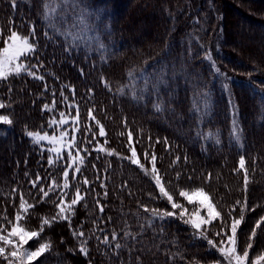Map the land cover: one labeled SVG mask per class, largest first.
Here are the masks:
<instances>
[{
  "label": "trees",
  "instance_id": "16d2710c",
  "mask_svg": "<svg viewBox=\"0 0 264 264\" xmlns=\"http://www.w3.org/2000/svg\"><path fill=\"white\" fill-rule=\"evenodd\" d=\"M84 3L93 15L86 28L73 29L80 47L66 52L65 38L52 34L42 22V0H17L15 7L10 0H0V28L5 36L10 29L27 35L31 26L35 27L38 45L29 65L36 66L32 71L37 76H44L41 81L22 74L0 82V102L5 104L0 115L13 120L12 125L0 123V225L11 227L3 217L14 220L23 194L28 203L36 205L25 223L39 230L44 218L57 215L56 205L61 199L70 202L79 186L81 194H87L74 207L71 223L58 219L40 233V242L50 241L52 247L39 264H224L218 251L197 238L191 226L178 217L160 221L144 211L142 205L177 213L180 210H173L161 197L150 175L123 157L130 156V147L134 146L150 171V157L155 153L156 168L166 189L190 211L194 206L179 197L180 189L203 187L218 210L226 212L234 207L237 218L241 206L235 202L246 200L244 220L237 233L238 245H244L256 222L264 217V39L258 34H264V0ZM123 5L128 11L124 9L121 14ZM243 27L247 34L240 39L238 32ZM46 30L52 39L45 37ZM256 48L262 53H256ZM209 53L215 67L206 59ZM161 68L167 72V87L161 85L159 93L149 87L150 95L145 93L143 100H134L131 94H139L144 88L145 76L154 77ZM132 69L138 70L135 78L127 75ZM61 92L78 106V145L91 152L81 151L84 164L67 192L62 187L65 169L49 164L46 148L26 135L27 131H51L49 121L63 110ZM204 93L209 111L194 112V98L200 101ZM157 102H162L165 111H155ZM45 104L49 109L43 108ZM90 109L104 126L105 136L98 135L99 126L88 116ZM234 118L242 129L239 142L233 135ZM82 134L92 143H81ZM101 146L115 149L119 155L94 150ZM242 156L249 178L246 191L244 169L239 167ZM37 175L41 179L33 187L31 181ZM84 177L89 184H83ZM53 179L61 187L54 188L41 202L39 188L47 191ZM100 205L104 206L103 213ZM214 223L219 225V221ZM73 230L85 235L74 237ZM218 230L211 228L209 237L219 241L220 237L213 235ZM256 231L250 261L264 252V223ZM113 232L117 234L115 239ZM104 236L108 245L101 242ZM84 241L87 257L79 251ZM117 243L122 247L116 249ZM0 264L6 261L0 258Z\"/></svg>",
  "mask_w": 264,
  "mask_h": 264
},
{
  "label": "snow or ice",
  "instance_id": "6c2138e0",
  "mask_svg": "<svg viewBox=\"0 0 264 264\" xmlns=\"http://www.w3.org/2000/svg\"><path fill=\"white\" fill-rule=\"evenodd\" d=\"M17 0H10V3L13 7H15ZM89 6L84 3V0H42V22L45 24L46 29L50 30L52 34L57 36H63L68 44V47L65 48V51H70L74 48H79L80 45L76 43L79 36L73 29L76 28H86L88 26V19L93 15L92 12L88 11ZM69 21H71L69 23ZM46 30L44 35L48 39H52V36L49 35V31ZM71 37V39H69ZM0 38L3 40V46L0 47V82L8 80L12 76H20L22 74H27L35 79H39L41 81L44 80V76H37L34 71H32L35 65H29L27 60L30 56L35 55L37 51L38 40L36 39V31L35 27L31 26L30 31L27 35L21 34L20 32L10 29L9 34L6 36L3 33L2 28H0ZM100 48H104L103 43L99 44ZM206 59H208L213 66L215 67V62L212 60L211 54L206 55ZM43 66L42 64L40 65ZM83 70H81L82 72ZM138 70L132 69L127 75L129 77L135 78ZM217 73L220 72L219 68H215ZM141 75H144L141 73ZM223 75V73H221ZM163 85L167 87L168 79L167 72L164 68H161L159 72L155 74L154 77L145 76L144 78V88L140 90L139 94L136 91L132 92V98L134 100L140 101L143 100L144 94L148 93L149 87L152 90L159 93L160 86ZM107 86V84H106ZM47 90V88H45ZM72 94L75 95V89H71ZM121 94H123V89L120 90ZM91 92V89H89ZM150 95V93H148ZM55 95V93H53ZM61 96L64 100H67V97L63 95L61 92ZM203 99L197 101L194 98V107L193 111L200 113H207L209 111V105L207 104V94H202ZM261 96L264 97V92L261 93ZM54 103V102H53ZM69 108H72L73 105L69 104ZM155 111L162 112L165 111V107L162 102H157L153 105ZM236 107L235 105L233 106ZM5 108V104L0 102V109ZM44 109H49V106L45 104L43 106ZM93 109L88 111V116L91 120L95 121V124L99 126L98 135L103 137L106 135L104 126L100 123L99 120L96 119L94 115H92ZM235 115V114H234ZM59 121L55 118L49 121L50 126L56 125L57 123L61 126L69 123L68 118L65 116L63 111L59 112ZM73 123H79L80 115L79 108L76 106V115L72 118ZM0 123L5 125H12L13 120L9 118L8 115H0ZM233 135L234 138L239 142L240 141V133L242 129L239 128V124L236 119H233ZM79 131V128L75 129ZM87 131H91L89 126H86ZM124 133H121L123 135ZM26 135L30 137L35 144H40L42 141H47L51 147L49 151L56 157L55 160L50 159L49 164L58 163L62 160V153L65 148L68 149V158L72 161L73 164L78 160L80 164H84V157L80 155V152L83 151L91 155L87 147L81 149V147L76 143L75 137L72 138L71 141H67L66 138L69 135L68 131H61L59 135H48L47 133L41 134L38 131H27ZM84 135V134H82ZM96 133H93V139L95 138ZM129 140L132 139V133L129 131L127 133ZM199 136L200 133H197ZM211 133H209V137H211ZM208 138V137H206ZM151 140V137H149ZM167 144V140L165 138L164 141ZM216 143H219V140L216 139ZM81 143L91 144L92 140L88 139L87 135H84V139ZM107 143V141H105ZM156 143H160L159 139H157ZM72 149H75V155L73 154ZM95 151H103L106 152L107 155H119V153L115 152V149H105L101 146L99 149H94ZM131 155L127 157H123L124 159L129 160L132 164L137 165L140 169H142L145 175H150L154 180L156 186L159 188V192L161 197L167 200V202L171 205L173 210L179 209V213L176 211H168L167 209L160 208H152L148 209L144 207V211L151 212V216L155 219H159L160 221H164L169 217H178L183 221L184 224L190 225L194 230L193 234L200 239H204L207 241V244L212 248H215L221 257H223L226 264H264V252L257 254L253 260L250 261L249 255L250 250L253 248V242L257 235V229L261 228V224L264 223V217H261L258 220L245 241L244 245L241 247L238 245L237 233L241 223L244 220V211L247 207L246 200L241 202L237 200L236 205L241 206V211L239 214V218L233 215L235 208L222 212V210H218L216 204L212 202V198L209 196L208 192L205 191L203 187H197L192 190L180 189L178 191L179 197H183L184 200L187 201L189 205H193L194 207L189 210L188 207H185L184 204L177 202L174 199L173 194L166 189L162 177L159 174V170L156 168V155L152 154L150 157L151 160V170L145 168V165L141 163L140 158L137 155L136 148L134 146L130 147ZM144 158L146 160L149 159V155L147 152L144 153ZM185 159H187L185 157ZM180 157H176V161H179ZM95 167V165H93ZM240 169H244V190H247V186L249 183L248 173L245 169V160L243 156L239 160ZM73 171L74 175L81 172L79 167H75L73 169H65L62 173L64 178V183L62 185L63 188L67 189L69 187L68 177L69 171ZM27 175V174H26ZM177 178H179L180 173H177ZM208 178H211V174H208ZM41 177L37 175L35 180L31 181L33 187L39 183ZM99 179V177H97ZM83 184H89L87 177L83 178ZM61 187L55 181L52 180V186L45 191L44 187L39 188V193H42L41 202H43V198L49 196V193L54 190V188ZM104 187V185H101ZM15 191V190H14ZM85 193L84 195H86ZM84 195L81 194L80 187L77 186L75 188L74 197L71 199L70 203H67L65 206V201L61 199L60 203L57 204V208H59V212L56 216H53L51 219L44 218L39 231L30 230L22 225V221L25 220L26 215L29 213L30 209L35 208V203H28L23 194L20 196L19 210L16 211L14 220H9L7 215H4L3 220L7 221V224L11 227L8 228L4 225H0V258H3L7 264H32L34 260L43 255L46 251H49L52 247L50 241L38 243V246L35 247L34 250L26 249L24 246L29 243V241L33 240V238H39L40 233L43 231L45 226L51 227L52 223L57 222L58 219L66 220L71 223V216L75 214L74 206L78 205L82 200H84ZM107 196V191L104 193ZM59 199V197H58ZM55 203V201H53ZM97 205H99V201H96ZM85 203V207H86ZM100 213L104 212V206H99ZM203 213V215H202ZM227 217V219H225ZM111 219L110 217L108 218ZM219 221V225H216L214 222ZM151 223V221H150ZM213 227H218L219 230L214 232V237H220L219 241L209 237L208 233ZM161 231H163V227H161ZM6 233V234H5ZM85 233L83 231L73 230L74 237H83ZM116 233L113 232V239L116 238ZM99 239V238H98ZM102 243L108 245L109 240L107 236L101 240ZM87 242L84 241L79 246V251L84 255L88 256ZM111 246V245H109ZM122 245L117 243L115 245L116 249L121 248ZM177 255H180L179 253ZM175 257H173L174 259ZM139 259V258H138ZM181 259L183 256L181 255ZM219 264V261L217 262Z\"/></svg>",
  "mask_w": 264,
  "mask_h": 264
},
{
  "label": "rangeland",
  "instance_id": "374dc122",
  "mask_svg": "<svg viewBox=\"0 0 264 264\" xmlns=\"http://www.w3.org/2000/svg\"><path fill=\"white\" fill-rule=\"evenodd\" d=\"M247 3H249V2H247V1H245V4H247ZM237 5V7H240V4H236ZM126 7V5L124 6L123 5V8H121L120 10H119V13H125V10H126V12L128 11L127 10V8H125ZM125 9V10H124ZM240 31L238 32V34H239V38L240 39H244V35L245 34H247V30L243 27V29H239ZM261 31H262V29H261ZM22 34V33H21ZM258 34H260V36H262L263 35V39H264V34H263V32H260V33H258ZM262 45H264V43L262 44ZM254 51H256V53L258 52V54H260V53H262L258 48H256V49H254ZM34 57V55L33 56H30L29 58H28V60H27V63H30L29 61L32 59ZM63 102H64V105H63V112L65 113V116L68 118V120H69V123L68 124H66V125H63V126H61V125H59L58 123L56 124V125H52L51 126V131H47V132H45V131H39L41 134H44V133H47L48 135H59V133L61 132V131H68L69 132V135H68V137L66 138V140L67 141H71L72 140V138L73 137H75V141H76V143L78 144V136H79V133H80V130H81V120H79V123H73V117L76 115V104L74 103V102H71V101H68V100H64L63 99ZM69 104H72L73 105V107L72 108H69L68 107V105ZM65 108H67V109H65ZM57 121H59V119H60V117H59V114H58V116L55 118ZM77 128H79V131H76L75 129H77ZM30 138V137H29ZM31 139V138H30ZM32 140V139H31ZM36 145H39V146H43V147H45L46 148V150L49 152V155H50V158H49V160L50 159H52V160H55L56 159V157L49 151V149L51 148V147H53L52 145H50L47 141H42L40 144H36ZM72 151H73V154L75 155V149H72ZM67 153H68V149L67 148H65V150H64V152L62 153V160L61 161H59L58 163H53V165H60V166H62L64 169H73V168H75V167H79L80 169H81V167H82V165L83 164H80L79 163V161L77 160L76 161V163L75 164H73L72 163V161L68 158V155H67ZM80 155L81 156H83V154H82V152H80ZM4 160V159H3ZM1 161V160H0ZM0 166H1V164H0ZM2 172V168L0 167V173ZM79 174V173H78ZM78 174H75L74 175V173H73V171H69V177H68V183H69V187L67 188V189H65V188H63V190H64V192H67L69 189H70V182L72 181V180H75L76 178H77V176H78ZM63 183H64V178H63ZM65 194V193H64ZM66 195V194H65ZM67 203H70V202H66L65 201V206L67 205ZM75 207V206H74ZM202 215H203V213H202ZM26 218H27V215H26V217H25V220H26ZM25 220L24 221H22V225L23 226H25L26 228H28V229H30V230H34V229H31V228H29L27 225H26V223H25ZM36 231H39V230H36ZM38 243H41L40 242V239L39 238H33V240H31V241H29V243L27 244V245H25L24 247L26 248V249H31V250H34L35 249V247L36 246H38ZM214 250H216V249H214ZM217 251V250H216ZM41 259H42V255L40 256V257H38L36 260H34L33 262H32V264H39L40 263V261H41ZM223 263L224 264H226V262L225 261H223ZM6 264H7V262H6Z\"/></svg>",
  "mask_w": 264,
  "mask_h": 264
}]
</instances>
